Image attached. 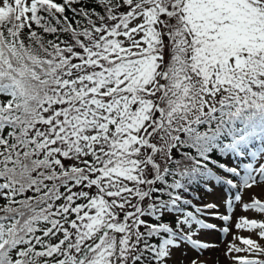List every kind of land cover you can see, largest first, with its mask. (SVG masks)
I'll return each mask as SVG.
<instances>
[{
  "label": "snow or ice",
  "instance_id": "snow-or-ice-1",
  "mask_svg": "<svg viewBox=\"0 0 264 264\" xmlns=\"http://www.w3.org/2000/svg\"><path fill=\"white\" fill-rule=\"evenodd\" d=\"M181 261L264 264V0H0V264Z\"/></svg>",
  "mask_w": 264,
  "mask_h": 264
},
{
  "label": "rangeland",
  "instance_id": "rangeland-1",
  "mask_svg": "<svg viewBox=\"0 0 264 264\" xmlns=\"http://www.w3.org/2000/svg\"><path fill=\"white\" fill-rule=\"evenodd\" d=\"M223 195H224V190L219 185H216L211 192H204V193L200 194V196L204 197V199L207 202H216V203H220L221 205L223 202ZM246 199H247V197H246ZM220 211L224 212L223 206H221ZM212 222L217 223V224L222 223L220 221H212ZM212 239L218 240L219 234L217 233L215 236L212 237ZM221 245L223 246V244H221ZM217 255H219V253ZM221 259H222V257H221ZM177 260L178 261L180 260L179 254H177ZM180 264H183V262L181 261Z\"/></svg>",
  "mask_w": 264,
  "mask_h": 264
},
{
  "label": "trees",
  "instance_id": "trees-1",
  "mask_svg": "<svg viewBox=\"0 0 264 264\" xmlns=\"http://www.w3.org/2000/svg\"><path fill=\"white\" fill-rule=\"evenodd\" d=\"M197 191H199V194H202L204 191L200 190L199 187H197ZM192 194H196V192L194 191Z\"/></svg>",
  "mask_w": 264,
  "mask_h": 264
},
{
  "label": "bare ground",
  "instance_id": "bare-ground-1",
  "mask_svg": "<svg viewBox=\"0 0 264 264\" xmlns=\"http://www.w3.org/2000/svg\"><path fill=\"white\" fill-rule=\"evenodd\" d=\"M220 247H221V249H223V246L222 245Z\"/></svg>",
  "mask_w": 264,
  "mask_h": 264
}]
</instances>
